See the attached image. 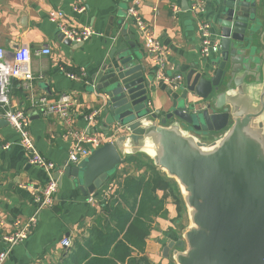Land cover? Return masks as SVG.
I'll return each mask as SVG.
<instances>
[{"label":"crops","instance_id":"crops-1","mask_svg":"<svg viewBox=\"0 0 264 264\" xmlns=\"http://www.w3.org/2000/svg\"><path fill=\"white\" fill-rule=\"evenodd\" d=\"M132 1L0 0V47L7 53L6 63L11 66L15 62L14 53L19 48L28 49L31 55L27 62L33 74L31 87L26 89L22 80L12 78L11 104L26 111L29 132L37 150L58 166L67 160L72 143L68 134L71 127L104 137V143L126 131L122 125L116 129L113 125L108 127L102 109V94L95 86V75L110 61L115 47H125L127 55L139 56V64L149 78L147 106L150 112L157 113L158 120L177 105L176 89L172 90L169 83L159 76L158 71L161 70L154 57L146 50L133 20L126 15ZM194 2L202 3L205 17L220 36L217 16L222 7L221 0H138L137 4L139 15L167 51L163 74H182L179 87H184L185 74L192 65L197 70L212 72V63L218 57L216 54L209 59L200 56L198 20L191 10ZM173 5L178 8L174 15ZM80 7H83L82 11H78ZM51 13L57 14L54 20L50 19ZM259 14L262 24L254 39L261 72L264 61V8ZM59 25L67 28L89 25L94 34L81 44H67L58 32ZM44 47L49 48L48 54L40 52ZM70 72L76 77L70 78L67 75ZM63 92L70 93L74 99L71 125H67L57 114H42L36 107L39 98L52 102ZM202 104L198 103L196 107ZM92 110L98 113L89 126L84 116ZM3 120L0 115V250L3 247L2 237L13 231L14 220L25 219L35 212V196L47 180L43 169L28 162V153L19 142V134ZM220 133L200 134V138L212 140L213 135ZM5 144H9V148H4ZM132 155H136L139 163L148 162L149 157L145 154ZM123 160L108 181L91 194H83L71 178L63 172L57 173L58 190L53 204L39 211L38 222L30 236L15 245L2 264H60L74 241L87 236L91 226L101 218L100 201L107 189L110 187L113 191L127 175H137L145 169V165L136 161ZM158 194L163 193L159 191ZM89 196L93 200L89 201ZM180 204L174 192L167 193V217L155 218L142 252L132 251L131 256L138 264H175L172 250L177 247L173 245L167 255L163 254V249L170 242L175 244L182 240L184 227L179 223L187 212H184L183 204L177 207ZM63 239H69L70 246L62 245Z\"/></svg>","mask_w":264,"mask_h":264},{"label":"water","instance_id":"water-1","mask_svg":"<svg viewBox=\"0 0 264 264\" xmlns=\"http://www.w3.org/2000/svg\"><path fill=\"white\" fill-rule=\"evenodd\" d=\"M221 1L212 72L192 65L175 90L176 107L160 120L147 106L149 78L139 56L115 47L95 86L108 127L126 131L63 171L91 194L125 156L147 155L175 181L187 212L182 240L163 249L178 248L175 264H264V61L259 72L254 39L264 0ZM213 133L220 134L200 138Z\"/></svg>","mask_w":264,"mask_h":264},{"label":"built area","instance_id":"built-area-1","mask_svg":"<svg viewBox=\"0 0 264 264\" xmlns=\"http://www.w3.org/2000/svg\"><path fill=\"white\" fill-rule=\"evenodd\" d=\"M138 0H133L126 9V15L131 18L141 33L144 46L148 53H150L161 71H158L159 76L169 83L172 90L179 87L183 80L182 74H174L172 76H165L162 69L165 68V55L167 51L163 45L154 38L151 29L147 26L145 21L141 18L137 10ZM83 7L78 8L82 11ZM191 10L197 17V31L199 33V53L204 59H209L213 54L219 55L220 36L214 32L212 22L205 17V9L201 2H194ZM178 11L177 6H172V14ZM57 14L51 13L50 19L54 20ZM59 34L62 38L68 39L74 43H83L89 40L93 34L92 26L85 25L78 28H67L59 25ZM43 54L50 52L49 48L44 47L40 50ZM7 53L0 47V115L7 124L11 126L19 134V142L23 149L28 153V162L32 165L40 167L46 172L47 180L45 185L39 190L35 196L36 210L25 219L16 218L13 222V231L5 234L2 237L3 247L0 250V264H2L8 257L11 249L26 240L32 233L39 219V211L46 206H50L54 202V196L58 190L57 173H62L67 165H75L83 158L90 155V153L104 143L105 138L99 137L96 134L90 133L86 129L78 130L71 127L68 134L71 137V147L68 152L67 160L64 164L58 166L56 163L46 159L37 150L35 143L29 132L28 114L24 109L14 108L10 99V84L12 78L20 79L24 82L26 89L31 87L33 74L27 62L30 60V52L26 48H19L14 53L15 62L9 66L6 63ZM70 78H75L74 73L67 74ZM33 100V95H31ZM74 104V99L70 93L63 92L59 94L56 100L46 102L44 98H39L36 101V107L42 114H57L64 119L67 125H71L72 116L71 109ZM34 106V105H33ZM35 107V106H34ZM35 107V108H36ZM97 110H92L85 114L84 118L90 126L94 123L97 115ZM4 148H9V144H5ZM112 188H108L104 195L111 192ZM89 201L93 200L89 196ZM69 239H63L62 245L70 246Z\"/></svg>","mask_w":264,"mask_h":264},{"label":"trees","instance_id":"trees-1","mask_svg":"<svg viewBox=\"0 0 264 264\" xmlns=\"http://www.w3.org/2000/svg\"><path fill=\"white\" fill-rule=\"evenodd\" d=\"M123 159L137 164L140 161L136 155ZM139 164L145 165L141 173L127 175L116 189L104 195L101 218L87 236L74 241L60 264H138L132 251L142 252L155 218L167 217V193H175L177 203H181L178 208L184 205L175 181L160 172L150 158Z\"/></svg>","mask_w":264,"mask_h":264},{"label":"rangeland","instance_id":"rangeland-1","mask_svg":"<svg viewBox=\"0 0 264 264\" xmlns=\"http://www.w3.org/2000/svg\"><path fill=\"white\" fill-rule=\"evenodd\" d=\"M250 79H251V78H250ZM184 212H186V209H185ZM187 224H188V216H187L186 213H184L183 218H182L181 222L179 223V226L181 225V227L183 228V227H185Z\"/></svg>","mask_w":264,"mask_h":264}]
</instances>
